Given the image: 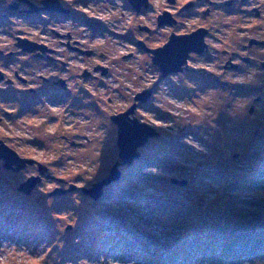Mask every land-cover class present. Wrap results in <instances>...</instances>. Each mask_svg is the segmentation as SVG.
Instances as JSON below:
<instances>
[{
    "label": "rangeland",
    "instance_id": "1",
    "mask_svg": "<svg viewBox=\"0 0 264 264\" xmlns=\"http://www.w3.org/2000/svg\"><path fill=\"white\" fill-rule=\"evenodd\" d=\"M12 1L3 0L4 49L31 24L29 16L5 10ZM156 74L143 60L115 78L119 92L102 112L87 113L82 130L92 140L81 146L64 143L59 134L67 127L52 123L30 129V144L10 143L33 152L54 177L24 196L17 189L22 172H8L0 160V264H264V96L256 101L255 81ZM145 85L156 92L138 116L157 135L138 147L132 163L118 166L119 179L98 198L81 192L121 161L104 117ZM23 121L5 117L0 135L10 136ZM48 133L54 138L42 141ZM70 184L75 188L48 194Z\"/></svg>",
    "mask_w": 264,
    "mask_h": 264
},
{
    "label": "flooded vegetation",
    "instance_id": "2",
    "mask_svg": "<svg viewBox=\"0 0 264 264\" xmlns=\"http://www.w3.org/2000/svg\"><path fill=\"white\" fill-rule=\"evenodd\" d=\"M5 5L9 13L29 16L31 24L21 29L27 34L13 35L12 46L0 45V123L5 117L24 120L10 136L0 135V145L30 144L35 140L30 129L51 123L67 127L59 134L64 143L91 141L82 130L88 126L87 113L102 112L101 105L119 92L115 78L132 74L143 60L150 61L162 80L186 76L264 82V0H13ZM3 6L0 0V36L7 31L1 21L6 16ZM20 55L26 56L21 62ZM259 82L254 84L258 102L264 96V83ZM148 91L149 96L143 95ZM155 92L154 86L135 89L104 117L116 142L119 125L114 118L128 113L130 124H147L138 112L147 108ZM49 135L42 141L54 138ZM12 149L25 162L7 167L0 157L2 166L22 172L17 189L31 196L54 175L33 152ZM35 176L38 183L31 189L25 186ZM68 188L56 186L48 194H63L59 191Z\"/></svg>",
    "mask_w": 264,
    "mask_h": 264
},
{
    "label": "water",
    "instance_id": "3",
    "mask_svg": "<svg viewBox=\"0 0 264 264\" xmlns=\"http://www.w3.org/2000/svg\"><path fill=\"white\" fill-rule=\"evenodd\" d=\"M143 95L149 96V91L143 93ZM252 110V108H251ZM127 114L122 113L117 115L114 119L119 125V132H118V140L117 144L119 147V157L122 159V163H132L135 158L139 157L140 153L138 152V147L144 145L150 136L157 135V131L149 126L148 124H139L137 122L130 124L127 121ZM0 157L5 159L7 167L12 166L14 163H23L25 159L20 158L17 152L9 147L8 145L1 144L0 145ZM120 165L117 162L110 171V175L100 182L96 183L92 188L87 187H80L82 188L83 192L86 194L91 195L94 198H98L102 194V188L105 184H108L112 180L119 179L121 173L118 170V166ZM40 177L35 176L31 177L25 186L33 188L39 181ZM175 182H179L185 184L186 181H178L174 179ZM75 188V185H71L67 190H61L59 192L65 193L69 190ZM58 192V193H59ZM57 193L53 191L52 194Z\"/></svg>",
    "mask_w": 264,
    "mask_h": 264
}]
</instances>
